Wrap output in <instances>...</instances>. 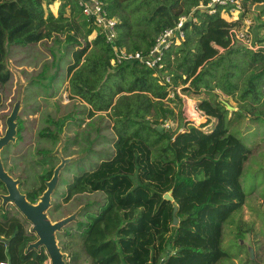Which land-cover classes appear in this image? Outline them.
I'll return each mask as SVG.
<instances>
[{"label":"trees","instance_id":"trees-1","mask_svg":"<svg viewBox=\"0 0 264 264\" xmlns=\"http://www.w3.org/2000/svg\"><path fill=\"white\" fill-rule=\"evenodd\" d=\"M53 1L0 0V85L10 78L5 64L7 46L45 42L50 58L41 63L38 78L54 68L46 74L47 80L53 81L61 69L70 97L88 106L84 104L89 118L96 112H101L96 115L100 119L112 118L113 134L104 135L100 132L103 127L97 126L95 137L88 142V154L98 157L95 168L68 180L63 196L66 202L77 193H102L101 201L87 203L80 212L87 218L84 225L77 222L84 241L113 208L128 212L113 234L97 246H88L92 264H215L225 256L220 248L223 225L245 201L239 178L249 148L228 131L226 105L213 89L235 97L239 105L236 111L241 114L254 110L255 119L264 117V52L231 45L228 27L237 26L238 21L227 22L218 8L211 14L195 8L197 21L184 23V40L166 51L161 69L156 71L137 61L111 65V47L91 19L73 0L59 1L56 15L45 12L43 2ZM124 1L114 0L112 10L108 1L102 0L112 17ZM200 1L207 0H141L137 28L117 13L115 44L146 54L161 30L173 26ZM243 2L264 5V0ZM92 30L96 34L88 41ZM163 71L169 74V82L160 83L155 74ZM178 81L182 90L207 94L197 108L216 119L210 130L189 125L170 133L161 126L175 116L174 108L163 100L174 102L168 94L171 89L174 92ZM174 96L180 100L176 92ZM47 123L38 136L55 139L49 127L60 130L62 121L47 119ZM22 129L18 121V139ZM100 140L112 145L104 152V159L94 149ZM46 152L40 149L37 154L44 159ZM50 174L51 169L39 176V183L26 193L28 201H37ZM169 191L172 201L163 197ZM174 205L176 225H172ZM70 229L67 222L55 233L61 251H65L62 237L70 235ZM0 237V264H44L47 259L43 247L26 249L36 236L25 218L1 207ZM75 259L72 255L70 264H75Z\"/></svg>","mask_w":264,"mask_h":264},{"label":"rangeland","instance_id":"rangeland-1","mask_svg":"<svg viewBox=\"0 0 264 264\" xmlns=\"http://www.w3.org/2000/svg\"><path fill=\"white\" fill-rule=\"evenodd\" d=\"M107 1L112 7L111 9L114 10L116 6L114 0ZM140 1L126 0L120 3L119 8L115 9L117 12L113 13V17L118 20L117 13L119 12L122 18L133 24V28H137L136 24H138L142 12ZM54 2L57 1L43 2L44 11L49 10L56 15L59 4L57 3L55 8ZM162 3L165 4V2ZM195 8L198 6L189 11L192 22L197 21L193 15ZM198 9L208 13L204 7ZM219 15L229 23L234 21L225 12H221ZM237 17L238 25L232 26L236 27L238 32L246 35L255 48L252 51H258L259 46H264V5L242 1V7ZM95 34L96 31L92 30L87 35V40H91ZM45 45V42H40L26 46H7L5 64L10 72V78L5 84L0 85V97L3 100L0 107V134L4 132L2 127L6 128V117L16 106L18 108L15 118L16 125L20 121L23 129L21 139H18L15 145H10L9 150L18 154L17 157L11 153L17 163L15 174L29 176L27 186L24 185L25 190H30L39 183V176L49 169H51V176L54 167L60 161L66 160L60 168L58 179L51 194L49 209L46 213L51 221L74 214V218L68 221L71 226L69 230L71 234L63 236L61 241L65 246V251H60L63 253L64 261L67 264H70L72 255L76 256L75 264H92L91 254L86 250L88 246H97L103 238L113 234L119 221L123 220L128 212L123 213L120 209L113 208V211L101 221L92 237L88 241H84L79 236L77 222L84 225L87 223V218L80 212L87 203L91 204L95 200L101 201L102 193L99 191L77 193L69 197L66 202H64L63 196L67 193L65 185H67L68 180L84 170L95 168L98 157L95 154H88V142L95 137L97 126L103 127L100 131L102 134H113L112 128H110L113 120L107 116H103V119L98 118L96 115L101 112H96L89 118L87 112L84 111L85 103L77 97H70L67 77L63 76L61 69L53 81H48L46 74L53 73L54 68L47 69L44 78H38L41 63L50 58ZM245 47L249 48L247 45ZM123 48L125 47L123 46ZM59 49L62 50V46ZM155 74L163 79L168 77L169 80L170 78L166 71H163L162 74ZM181 86L178 81V85L174 87V92H178L177 95L180 100L173 95L172 89L168 97L174 99V102L163 100L168 106L174 108L175 116L164 120L161 126L170 133L183 130L189 125L197 126L206 131L210 130L216 122L215 118H208L202 113L194 115V121L185 116L187 102L190 107L192 102L197 104L200 99L207 98V94L204 91L194 94L182 90ZM213 92L222 104L226 103L233 107L232 110L227 108L225 113L226 127L249 148V154L243 163L239 178L241 188L245 193V201L241 210L231 215L223 225L220 248L225 256L215 264H264V200L262 199L264 198V117L255 119L254 110L243 115L236 111L239 109V105L235 97L224 95L218 88H214ZM261 101L264 102V96ZM178 108H180V112ZM47 119L62 121L60 130H56L54 126L49 127L53 131L55 139L38 136L39 130L48 127ZM146 120H150V118L146 117ZM107 125L109 128H105ZM16 133H18V129ZM111 147V143H105L102 140L94 145L95 151L101 152L102 159L106 157L104 152L110 150ZM40 149L49 151L45 153L44 159H40L37 154ZM59 178L61 180L58 184ZM58 246L60 248L59 244ZM48 260L47 257L44 263H48Z\"/></svg>","mask_w":264,"mask_h":264},{"label":"built area","instance_id":"built-area-1","mask_svg":"<svg viewBox=\"0 0 264 264\" xmlns=\"http://www.w3.org/2000/svg\"><path fill=\"white\" fill-rule=\"evenodd\" d=\"M55 1L59 2L60 0ZM73 1L75 2L76 6L80 9L82 14L91 19L92 23L95 25L96 28H98L99 32L104 37L105 42L110 45L112 57L109 62L111 65L121 64L123 62L137 61L146 67L153 68L154 70L158 71L163 67V58L165 56L166 51L172 47L178 46L184 40L185 35L183 26L184 23L190 20L191 18L190 12L188 14L179 16L173 26L167 27L157 34L152 46L148 49L147 53L142 54L140 51H128L123 48V46L115 44L117 33L115 27L116 19L108 15L103 6L102 0ZM242 1L243 0H207L206 2H200L197 6L198 8H206L208 13L210 14L215 12L218 8L219 14L221 12H225L227 15L230 16L231 19L234 20L233 22H235L237 21L236 19H238L237 14L241 10ZM227 32L231 45H234L236 43L245 44L249 47V49H255L252 43L246 37V35L242 32H238L236 30V27L230 25L228 27ZM213 46L218 48L219 51L222 50L221 48L215 45ZM257 49L264 52V46L262 45L259 46ZM160 81L166 83L169 80L168 77H165L164 79L161 78ZM187 100L188 99L186 98V101ZM186 107L187 109L185 116L191 120L195 121L194 115H200L203 113L197 108V104H195V102H192L190 107L187 102ZM46 264H50L49 260Z\"/></svg>","mask_w":264,"mask_h":264},{"label":"water","instance_id":"water-1","mask_svg":"<svg viewBox=\"0 0 264 264\" xmlns=\"http://www.w3.org/2000/svg\"><path fill=\"white\" fill-rule=\"evenodd\" d=\"M234 44L233 46H236ZM245 47V44H240ZM226 105V108L232 110L233 107ZM17 107L14 106L10 114L6 117L5 124L6 128L2 136H0V149L10 141H14L16 133V113ZM66 160H62L54 167L52 175L46 181H44V189L38 196L37 201L34 203L29 202L25 195L20 193L16 187L17 180H13L2 168L0 163V181L4 184L8 194L1 195L2 202L10 200L14 206L18 209L25 220L30 224L32 232H34L36 239L30 242L26 249H38L43 247L50 264H67L64 261L63 253H61L60 248L55 237L56 231H59L64 224L74 218V214L67 215L59 220L51 221L47 216V209L50 205V198L52 191L55 187L56 181L58 179V174L60 168ZM163 197L169 201H172V196L170 191L165 193ZM176 211V205L172 209V225L178 223L177 217L174 215ZM0 240H3L0 237ZM169 252H166L168 255ZM252 254L250 252V258Z\"/></svg>","mask_w":264,"mask_h":264},{"label":"flooded vegetation","instance_id":"flooded-vegetation-1","mask_svg":"<svg viewBox=\"0 0 264 264\" xmlns=\"http://www.w3.org/2000/svg\"><path fill=\"white\" fill-rule=\"evenodd\" d=\"M3 104V100L0 97V107ZM4 119V118H3ZM18 129V125L16 126V132ZM2 130L5 131L4 126L2 127ZM4 133V132H3ZM0 134V136L3 135ZM18 133H15V141H10L8 142L6 145H4L3 147H1L0 149V163L1 166L3 168V170L13 179V180H17V184L16 187L18 188L19 192L24 194L26 197V193L29 190H25L24 185L27 186V183L29 181V176H20V175H16V170L15 168H17V163L16 161H14V156L11 153H14L15 155L18 154L15 152H11V150H9V146L10 145H15L16 142L18 141ZM32 159V157H31ZM31 159H30V165H31ZM0 195H7L8 192L4 186V184L0 181ZM32 189V188H31ZM1 203H0V207L3 209H7L8 211H10L11 213H16V214H20L21 213L18 211V209L14 206V204L10 201L7 200L5 202H2V198L0 197ZM30 202V201H29Z\"/></svg>","mask_w":264,"mask_h":264},{"label":"crops","instance_id":"crops-1","mask_svg":"<svg viewBox=\"0 0 264 264\" xmlns=\"http://www.w3.org/2000/svg\"><path fill=\"white\" fill-rule=\"evenodd\" d=\"M57 3H59V2H58V1H57L56 3L54 2V4H55V8L57 7V6H56V5H57ZM261 198H262V197H261ZM262 199L264 200V198H262Z\"/></svg>","mask_w":264,"mask_h":264}]
</instances>
